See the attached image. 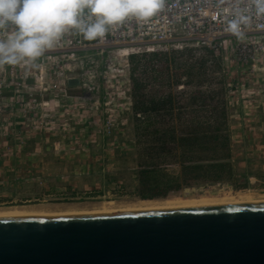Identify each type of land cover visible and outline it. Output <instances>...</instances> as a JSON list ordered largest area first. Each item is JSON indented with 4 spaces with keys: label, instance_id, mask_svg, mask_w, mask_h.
I'll use <instances>...</instances> for the list:
<instances>
[{
    "label": "rangeland",
    "instance_id": "rangeland-1",
    "mask_svg": "<svg viewBox=\"0 0 264 264\" xmlns=\"http://www.w3.org/2000/svg\"><path fill=\"white\" fill-rule=\"evenodd\" d=\"M137 55H146L142 59L143 68L135 73L146 83L142 91L147 94L146 98L157 103L159 97L173 96L174 115L166 116L165 121L179 124L214 120L207 111H193L202 103L195 93L224 88L228 121L233 131L236 181L197 183L171 192L167 197L141 198L136 174L140 147L135 134L132 70L127 73L120 59L115 73L119 72L125 83L124 92L110 97L106 94L104 79L98 109L94 101L80 99L83 92L76 82L67 87L72 98H63L53 91L39 90L36 83L25 89L10 86L7 71L3 76L1 108L17 103L32 107L33 103L44 100L57 106L52 104V111L41 110L39 118L34 120L33 110L24 111V116H28L25 123H14L13 116L3 121L0 212L23 207L50 212L93 210L105 203L129 206L146 200L159 203L174 198L218 201L238 194L264 198V51L253 48L245 57L232 44L212 51L206 47H163L157 52ZM156 55L167 57L150 58ZM201 59L207 61L206 74L199 70V65L189 68L191 62ZM102 72L103 75L112 73L106 66H102ZM185 105L188 110L181 118L177 111ZM170 169L178 171V166Z\"/></svg>",
    "mask_w": 264,
    "mask_h": 264
},
{
    "label": "water",
    "instance_id": "water-1",
    "mask_svg": "<svg viewBox=\"0 0 264 264\" xmlns=\"http://www.w3.org/2000/svg\"><path fill=\"white\" fill-rule=\"evenodd\" d=\"M0 264H264V199L0 214Z\"/></svg>",
    "mask_w": 264,
    "mask_h": 264
},
{
    "label": "built area",
    "instance_id": "built-area-1",
    "mask_svg": "<svg viewBox=\"0 0 264 264\" xmlns=\"http://www.w3.org/2000/svg\"><path fill=\"white\" fill-rule=\"evenodd\" d=\"M232 44L245 57L253 48L264 51V11L258 8V0H163V8L153 17H130L110 26L103 38L87 41L80 33L69 31L57 47L34 62L0 65V95L8 71L10 86L25 89L36 83L39 90L63 98H72L67 87L76 82L83 92L80 99L94 101L98 109L104 79L110 97L124 92L125 83L115 73L118 59L130 73V58L140 53L163 47L218 50ZM102 66L112 73L103 75Z\"/></svg>",
    "mask_w": 264,
    "mask_h": 264
},
{
    "label": "trees",
    "instance_id": "trees-1",
    "mask_svg": "<svg viewBox=\"0 0 264 264\" xmlns=\"http://www.w3.org/2000/svg\"><path fill=\"white\" fill-rule=\"evenodd\" d=\"M145 57L146 55H133L130 58L136 143L140 147L137 159V187L141 198L167 197L171 192L197 183L236 181L237 171L232 150L233 131L228 121L224 88L199 90L195 93L202 103L200 108H197L199 110L193 111H207L212 114L214 120L186 121L179 124L173 120L165 121L166 116L174 115V107L171 106L173 96L170 94L167 97H159L156 100L158 102L154 103L155 100L149 101L147 94L145 96L142 93L146 83L135 73L143 68L142 59ZM158 57L156 55L150 58ZM206 63L205 59H201L191 62L189 68L194 69L199 65V70L206 74ZM166 70L170 72L168 67ZM208 101L212 103L207 104ZM186 110L188 106H182L177 111L178 115L182 118ZM174 165L178 166V171L170 169V166Z\"/></svg>",
    "mask_w": 264,
    "mask_h": 264
},
{
    "label": "clouds",
    "instance_id": "clouds-1",
    "mask_svg": "<svg viewBox=\"0 0 264 264\" xmlns=\"http://www.w3.org/2000/svg\"><path fill=\"white\" fill-rule=\"evenodd\" d=\"M163 0H0V65L36 61L69 31L84 40L103 38L130 17L148 20ZM264 11V0H258Z\"/></svg>",
    "mask_w": 264,
    "mask_h": 264
},
{
    "label": "bare ground",
    "instance_id": "bare-ground-1",
    "mask_svg": "<svg viewBox=\"0 0 264 264\" xmlns=\"http://www.w3.org/2000/svg\"><path fill=\"white\" fill-rule=\"evenodd\" d=\"M225 195V194H224ZM212 197V196H211ZM227 197V196H226ZM260 197V196H259ZM264 199V198H262ZM235 200H256L255 197L251 196V195H243V194H238L237 196L235 197H230V198H224V199H221V200H214V199H206V198H202L200 200H194V199H191V198H174V199H165L163 202H156L154 200H146V201H142V202H139V203H136V204H132V205H129V206H139V205H167V204H178V203H200V202H222V201H235ZM102 205V206H101ZM99 207H96L95 209L93 210H96V209H103V208H111V207H128V206H116V204H113V203H105V204H101ZM115 205V206H114ZM29 208V207H28ZM26 208H21V209H14V210H11V211H6V212H0V214H12V213H28V212H43L45 210H40V209H27L25 210ZM92 210V209H90ZM76 211H85V210H76ZM47 212H50V211H47ZM65 212H74V211H71V210H67Z\"/></svg>",
    "mask_w": 264,
    "mask_h": 264
},
{
    "label": "crops",
    "instance_id": "crops-1",
    "mask_svg": "<svg viewBox=\"0 0 264 264\" xmlns=\"http://www.w3.org/2000/svg\"><path fill=\"white\" fill-rule=\"evenodd\" d=\"M39 85L40 84H38V87H39ZM44 92L45 93H49L48 90L47 91H44ZM36 101L37 100H35V102ZM52 104L53 103L51 101L44 100L43 102H41V101L39 102L38 101V103H33L32 104V107H27L26 105L20 104V103H17L15 105H12L10 108H7V106H6V108H3L2 107L0 109V129L3 128V121H6L7 118L9 119L12 116H13V118H11V119L14 121V123H25V121H26L25 119H28V116H24V113H23L24 111H32L33 110V112H31V114H32V120H34L35 118L38 119L39 118L38 114H40V111L41 110H43V109L44 110L45 109H51V111H52V106L53 105L57 106L56 103H54L53 105ZM7 111H11V113L10 114H7ZM46 111H50V110H46ZM4 126H5V124H4Z\"/></svg>",
    "mask_w": 264,
    "mask_h": 264
}]
</instances>
